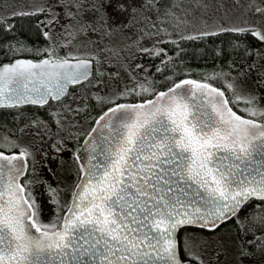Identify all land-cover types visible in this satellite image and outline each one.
I'll list each match as a JSON object with an SVG mask.
<instances>
[{
    "label": "snow or ice",
    "instance_id": "1",
    "mask_svg": "<svg viewBox=\"0 0 264 264\" xmlns=\"http://www.w3.org/2000/svg\"><path fill=\"white\" fill-rule=\"evenodd\" d=\"M0 110V264H264V0H0Z\"/></svg>",
    "mask_w": 264,
    "mask_h": 264
},
{
    "label": "trees",
    "instance_id": "2",
    "mask_svg": "<svg viewBox=\"0 0 264 264\" xmlns=\"http://www.w3.org/2000/svg\"><path fill=\"white\" fill-rule=\"evenodd\" d=\"M221 39L226 40L227 38H226V37H221ZM213 42H215V43H219L220 40H219V39H217V40H215V41H211V40H210V41H209V44H212ZM187 47H190V48L195 47V48H197V49H203V48H204V45H203V44H199V43H197V44H195V45H188ZM210 51H211V49H207V50H205V54H203V56H202V58H201V60H200L199 63H197V62L195 61V58H194L193 66H194V67H195V66L203 67V66H205L204 63H203L204 60H209V61H211V56L207 54V53H209ZM190 55H192V54L190 53ZM207 66L210 67V66H211V63H209ZM1 113H3L2 110H0V114H1ZM1 116H3V115H1Z\"/></svg>",
    "mask_w": 264,
    "mask_h": 264
},
{
    "label": "rangeland",
    "instance_id": "3",
    "mask_svg": "<svg viewBox=\"0 0 264 264\" xmlns=\"http://www.w3.org/2000/svg\"><path fill=\"white\" fill-rule=\"evenodd\" d=\"M24 2H27V0H24ZM1 115H3V113L0 114V119L3 118V116H1Z\"/></svg>",
    "mask_w": 264,
    "mask_h": 264
}]
</instances>
